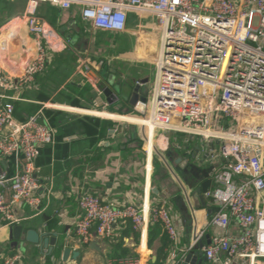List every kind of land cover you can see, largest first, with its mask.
Wrapping results in <instances>:
<instances>
[{
	"label": "built area",
	"instance_id": "built-area-1",
	"mask_svg": "<svg viewBox=\"0 0 264 264\" xmlns=\"http://www.w3.org/2000/svg\"><path fill=\"white\" fill-rule=\"evenodd\" d=\"M26 1L25 14L8 25L24 21L39 42L38 49L32 65L19 77L2 76L0 67L2 91L23 90L50 61L53 31L40 22L41 5L66 11L79 6L83 22L115 35L129 30V15L135 14L138 21L132 34L137 46L149 51L156 76L141 119L152 120L156 131L200 138L218 150L210 156L218 188L205 195L218 207L210 219L217 232L203 247L206 261L263 264L264 0ZM0 97L10 100L0 105V166L12 162L15 167L14 176L7 172L0 176V185L10 193V197L0 193V216L15 226L20 221L18 205L40 204L36 162L43 147L54 145L56 129L42 110L18 120L11 102L18 98ZM79 208L75 229L83 245L94 236L109 240L117 226L127 223L135 230L144 229L147 222L160 223L174 243L178 240L174 217L162 206L118 205L84 194ZM233 222L240 229L238 235L231 231ZM204 237L200 233L190 250ZM2 264H20V258L5 257Z\"/></svg>",
	"mask_w": 264,
	"mask_h": 264
},
{
	"label": "crops",
	"instance_id": "crops-1",
	"mask_svg": "<svg viewBox=\"0 0 264 264\" xmlns=\"http://www.w3.org/2000/svg\"><path fill=\"white\" fill-rule=\"evenodd\" d=\"M27 6L26 0H0V67L7 78L24 74L38 49L39 42L28 33L24 21L8 25L23 16ZM38 17L53 31V49L48 48L50 61L35 76L34 83L20 91L4 92L0 88V94L18 98L11 102L16 104L15 117L20 121L42 110L56 129V140L54 145L41 149L36 162L42 185L37 191L40 204L37 208L18 205L15 211L20 221L15 226L7 225L0 216V264L12 256L19 257L20 264H176L200 233L205 237L191 250L206 245L217 232L210 219L218 207L205 196V207L200 203L198 207L193 192L207 179L212 181L211 190L218 188L212 175L216 165L210 157L218 150L196 137L182 134L179 138L171 132L156 131L152 120L141 119L143 115L136 108L125 107L121 101L109 103L100 90L101 85L112 89L119 79L123 83L128 79L150 82L147 74L137 69L139 64H151L149 51L138 47L132 34L137 16L130 14L129 30L116 35L93 30L83 22L79 6L66 11L43 4ZM12 30L14 36L4 44L6 34ZM128 38L130 50L127 44L123 47ZM14 41L15 48L24 47L14 49ZM136 50L148 55L137 58ZM23 53L27 63L20 61ZM8 102L0 97V105ZM3 172L15 175L12 162L0 166V176ZM1 192L10 197L0 185ZM84 194L118 205L132 202L139 207L167 208L178 230L177 242L166 234L170 247L165 249V259L159 257L165 237L159 234L149 245L147 222L142 230H135L129 223L119 225L111 239L94 236L83 245L75 225L81 217L79 199ZM232 224V233L240 234L238 225ZM19 227L23 231L17 240L15 229ZM28 231L46 234L48 247L28 242ZM53 239L54 245L50 243ZM67 249L71 253L65 260Z\"/></svg>",
	"mask_w": 264,
	"mask_h": 264
},
{
	"label": "water",
	"instance_id": "water-1",
	"mask_svg": "<svg viewBox=\"0 0 264 264\" xmlns=\"http://www.w3.org/2000/svg\"><path fill=\"white\" fill-rule=\"evenodd\" d=\"M20 61L23 63L28 62L26 53L21 55ZM113 80L114 79H111L112 83L114 82ZM148 84L149 79H146L145 81L133 80L131 83H123V85L118 82L117 85L112 87V89L110 87L108 88L106 85H101L100 90L108 97L109 103L121 101L123 106L136 108V111L143 114L149 100V95L146 90ZM132 132H134V129H132ZM155 151L166 161L164 155L160 151L157 149H155ZM211 184L212 181L207 179L193 192V198L197 201V206L198 203H200L201 206L205 207L204 196L211 190ZM15 230L16 239L19 240L23 231L22 227L16 228ZM26 240L32 244H42L44 247H48L49 244V239L46 237V234H39V232L37 233L36 231H28L26 233ZM207 242H209V240ZM50 243L54 245L55 240L53 239ZM203 247L204 245H200L194 251L190 250L189 252H184L185 254L181 256L179 263L203 264V262H207L204 253L201 252ZM70 253V249L65 250V260L69 257Z\"/></svg>",
	"mask_w": 264,
	"mask_h": 264
},
{
	"label": "rangeland",
	"instance_id": "rangeland-1",
	"mask_svg": "<svg viewBox=\"0 0 264 264\" xmlns=\"http://www.w3.org/2000/svg\"><path fill=\"white\" fill-rule=\"evenodd\" d=\"M135 39V38H134ZM125 44H127L128 45V48H127V50H130V48H131V40L128 38L127 40H126V43H123V47H124V45ZM124 49V48H123ZM124 51L126 52V50L124 49ZM144 51H141V52H139L138 50H136L135 51V54H134V56L135 57H137V58H145V56L146 55H148V54H146V55H144ZM130 59V58H129ZM137 69H138V71H140V72H144L145 74H147V76L150 78V82H149V84L147 85V88H146V90H147V92H148V95H149V97L151 98V88H152V84H153V82H154V80H155V78H156V76H155V67L153 66V65H151V64H139L138 66H137ZM107 70V68L104 70V71H106ZM119 81V83L120 84H122L123 85V82H121L122 80L121 79H119L118 80ZM124 83H131V81L128 79L126 82H124ZM175 134V136H177V137H179V138H182L183 137V135L182 134H178V133H174ZM198 141H200V142H202V140L200 139V138H196ZM245 263H248V260H245L244 261Z\"/></svg>",
	"mask_w": 264,
	"mask_h": 264
},
{
	"label": "trees",
	"instance_id": "trees-1",
	"mask_svg": "<svg viewBox=\"0 0 264 264\" xmlns=\"http://www.w3.org/2000/svg\"><path fill=\"white\" fill-rule=\"evenodd\" d=\"M38 112L39 111H36L32 116H30V118L33 117V116H35V114L38 113ZM110 125L113 126L114 123L110 122ZM159 234H161L162 236H164L165 237V240H166L164 242V248H163V250L159 253V257L161 256V257H163L165 259L166 253H164V252H165V249L166 248H169L170 247L171 241H170V239L167 238V236H166L167 233L165 231L164 226H162V224H160V223H153V222L150 223V239H149V245H151V241H153L156 238V236L159 235ZM156 264H158V262ZM176 264H180V263L177 262Z\"/></svg>",
	"mask_w": 264,
	"mask_h": 264
},
{
	"label": "bare ground",
	"instance_id": "bare-ground-1",
	"mask_svg": "<svg viewBox=\"0 0 264 264\" xmlns=\"http://www.w3.org/2000/svg\"><path fill=\"white\" fill-rule=\"evenodd\" d=\"M14 33H15L14 30L8 32V33L6 34L7 36H5L6 39H5V41H4L3 43L5 44V42H7L8 37L14 36ZM20 42H21V41H20ZM21 43H22V42H21ZM22 44H23V43H22ZM11 45H12L13 48L16 49V50L22 49V48L24 47V44H23L22 47H20V48H15L14 46L16 45V41L12 42Z\"/></svg>",
	"mask_w": 264,
	"mask_h": 264
}]
</instances>
